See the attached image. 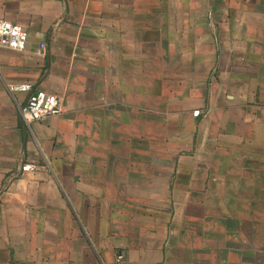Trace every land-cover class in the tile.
Here are the masks:
<instances>
[{"label":"crops","instance_id":"obj_1","mask_svg":"<svg viewBox=\"0 0 264 264\" xmlns=\"http://www.w3.org/2000/svg\"><path fill=\"white\" fill-rule=\"evenodd\" d=\"M0 19L27 32L0 47V264H264V0H0ZM19 83L61 113L28 127Z\"/></svg>","mask_w":264,"mask_h":264},{"label":"built area","instance_id":"obj_2","mask_svg":"<svg viewBox=\"0 0 264 264\" xmlns=\"http://www.w3.org/2000/svg\"><path fill=\"white\" fill-rule=\"evenodd\" d=\"M27 43V32L24 27L11 21L0 19V47L12 50H23ZM34 53L44 56L47 53V44L38 43ZM10 91H23L28 93L24 105L20 109V114L25 124L30 127L34 121L43 120L49 116L59 115L62 111L61 99L55 93L44 90H33L29 83H19L10 86ZM194 115L198 111H193ZM34 168L31 163L22 165V172L30 171ZM124 252L116 251L111 262L103 264H123Z\"/></svg>","mask_w":264,"mask_h":264},{"label":"rangeland","instance_id":"obj_3","mask_svg":"<svg viewBox=\"0 0 264 264\" xmlns=\"http://www.w3.org/2000/svg\"><path fill=\"white\" fill-rule=\"evenodd\" d=\"M26 163H29V162H26ZM33 164V163H32ZM23 165V164H22ZM22 165L20 166L21 168H22ZM21 168H20V170H21ZM21 172H22V170H21ZM21 172H19V173H17V175H15L14 176V178H18V175L19 176H22V173Z\"/></svg>","mask_w":264,"mask_h":264}]
</instances>
